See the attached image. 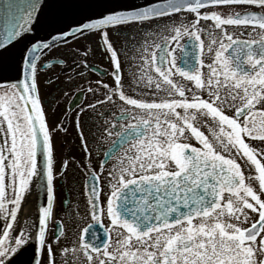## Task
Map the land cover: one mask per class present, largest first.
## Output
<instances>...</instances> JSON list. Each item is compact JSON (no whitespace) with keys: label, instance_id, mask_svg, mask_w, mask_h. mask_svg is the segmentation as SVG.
<instances>
[{"label":"snow or ice","instance_id":"snow-or-ice-1","mask_svg":"<svg viewBox=\"0 0 264 264\" xmlns=\"http://www.w3.org/2000/svg\"><path fill=\"white\" fill-rule=\"evenodd\" d=\"M69 3L79 19L53 13L47 36L0 56V264L29 252L27 264H264V0ZM44 6L28 0L23 23L0 32V52L32 32ZM69 38L88 43L61 53ZM46 50L74 75L112 79L81 89L95 98L89 109L102 106L91 140L98 151L110 143L91 167L77 114L93 223L71 240L62 219L49 232L67 168L62 157L57 172L53 133L67 129H50L42 107ZM96 53L110 71L88 62ZM34 189L45 203L21 222ZM70 204L61 212L71 226L84 216Z\"/></svg>","mask_w":264,"mask_h":264},{"label":"flooded vegetation","instance_id":"flooded-vegetation-1","mask_svg":"<svg viewBox=\"0 0 264 264\" xmlns=\"http://www.w3.org/2000/svg\"><path fill=\"white\" fill-rule=\"evenodd\" d=\"M81 40H83V42H81ZM87 43L88 41L84 38L78 41L74 40L69 42L67 45H60L59 51L64 53L67 52L70 47L76 46L77 44L84 45ZM49 53L51 54V58L44 59V57L48 56ZM62 59L63 56L58 55L56 50L47 51L44 56H42V60L46 64L51 62V64H48L51 65V67H40L38 69V79L39 95L42 100V107L45 110L46 119L50 129L53 127L59 128L61 126L67 129L66 132L56 131L53 133L54 156L56 160L57 172H59L61 167L62 157L67 159V168L65 170L64 177H60L57 181L55 210L58 215L53 217V222L49 225V232L51 234L55 229L56 221L62 219L65 233L68 239L71 240L78 237L80 229H83L87 225L93 223L90 216H84V204L86 202L85 186L88 181V177L85 173L87 171L86 165H89V160L85 158L81 140L79 138V132L75 126L77 114L80 115V124L82 126L84 136L89 139L88 147L91 151V167L95 169L98 161L104 159V153L108 151L110 143H103L98 151L97 143L91 140L90 130L91 132L96 131L95 124L98 121V114L101 111L102 106L97 105L95 113L92 109H89L87 105L89 103H95V98L91 93L86 91L82 92L81 89H87L90 83L94 85L97 79H102L103 82H108L111 85L112 79L110 76L99 75L96 69H89L83 78L79 75H74V71L79 72L80 69H74V65H72L70 60L67 61L68 67H66L64 63H61ZM121 60L124 62L123 56H121ZM88 62L96 65L101 72L106 68L110 71L108 61L102 58L99 53H96L94 58L90 56ZM127 67L128 65L125 63V68L127 69ZM70 76L72 77L71 81L69 80ZM49 79L52 81L51 83H48ZM81 107L85 109L83 113L80 112ZM65 116H67V120H65ZM111 118V114H109L108 119ZM61 122H63L62 125ZM100 122L102 123V121ZM67 139H71L72 143L68 142ZM72 144L82 151V157L68 158ZM58 149L60 150L59 154L56 152ZM113 162L114 160L109 161L108 166L110 167ZM65 180V187L61 190L60 182ZM66 198H70L71 200V204L69 205L70 211L75 212L77 204L80 205L79 211L81 216H84V218L80 220L78 224L74 223L70 226L66 213L61 212V203ZM98 234H101V232L98 231ZM62 242L66 241L62 238Z\"/></svg>","mask_w":264,"mask_h":264},{"label":"water","instance_id":"water-1","mask_svg":"<svg viewBox=\"0 0 264 264\" xmlns=\"http://www.w3.org/2000/svg\"><path fill=\"white\" fill-rule=\"evenodd\" d=\"M132 2L136 4H145L146 0H132ZM45 6L37 15L36 21L32 25V32L26 33L24 39L19 42H14L12 45L8 47L6 51L0 52V56L5 59L11 57V55L29 41L33 43L36 42L37 37H45L47 36L46 25L49 24L52 14L57 13L64 17L67 23H71L74 19H79V15L76 14V9L70 6L69 0H44ZM11 6V7H9ZM28 6V0H0V32H3L6 28L11 27L13 24L23 23L21 17L25 14V10ZM59 26H63L61 23ZM73 27L76 25L73 24ZM59 35V33H54ZM51 39V37H48ZM74 40L73 38H69V42ZM64 44L63 41L60 42V45ZM48 51V50H46ZM45 51V52H46ZM8 74L0 75V83H7L5 76ZM87 190V187H86ZM36 189L33 190L31 200L33 203L32 215L35 214L34 209H38V206L43 205L45 203V196L43 190H37L36 197ZM36 197V203H35ZM31 215V216H32ZM95 226L92 231L96 229ZM101 228V227H100ZM102 229V228H101ZM103 234V230H102ZM29 253L17 255L13 258V264H27Z\"/></svg>","mask_w":264,"mask_h":264},{"label":"bare ground","instance_id":"bare-ground-1","mask_svg":"<svg viewBox=\"0 0 264 264\" xmlns=\"http://www.w3.org/2000/svg\"><path fill=\"white\" fill-rule=\"evenodd\" d=\"M32 196V195H31ZM31 196L27 197V202L24 205V210L20 213L18 219L23 222L26 216L32 215V209H33V201L31 200Z\"/></svg>","mask_w":264,"mask_h":264},{"label":"rangeland","instance_id":"rangeland-1","mask_svg":"<svg viewBox=\"0 0 264 264\" xmlns=\"http://www.w3.org/2000/svg\"><path fill=\"white\" fill-rule=\"evenodd\" d=\"M81 42H83V40H81ZM67 141L72 143L71 139H67ZM71 146L72 147H71V150L69 152L68 158H80V157H82V151H80L79 148L76 147L74 144H72ZM56 152H57V154H59L60 150L58 149Z\"/></svg>","mask_w":264,"mask_h":264}]
</instances>
